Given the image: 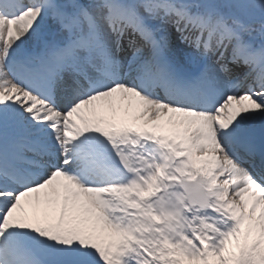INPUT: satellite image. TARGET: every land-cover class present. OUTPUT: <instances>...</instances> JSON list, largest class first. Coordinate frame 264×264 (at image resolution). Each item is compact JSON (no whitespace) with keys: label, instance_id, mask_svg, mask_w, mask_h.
<instances>
[{"label":"snow or ice","instance_id":"obj_1","mask_svg":"<svg viewBox=\"0 0 264 264\" xmlns=\"http://www.w3.org/2000/svg\"><path fill=\"white\" fill-rule=\"evenodd\" d=\"M0 264H264V0H0Z\"/></svg>","mask_w":264,"mask_h":264}]
</instances>
